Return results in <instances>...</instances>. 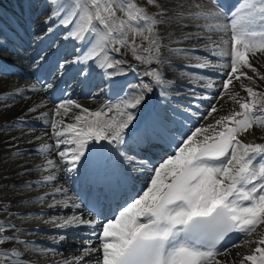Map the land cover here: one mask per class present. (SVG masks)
<instances>
[{"label":"snow or ice","instance_id":"6c2138e0","mask_svg":"<svg viewBox=\"0 0 264 264\" xmlns=\"http://www.w3.org/2000/svg\"><path fill=\"white\" fill-rule=\"evenodd\" d=\"M45 3L50 12L45 23L56 19L68 29L64 40L83 46L71 58L50 64L40 55L33 61V66L48 65L49 77L32 90L59 93L53 108L35 118L54 140L35 150L45 157L36 168L48 172L44 183L56 182L47 193L52 198L47 207L72 210L52 216V223L76 230L81 244L79 255L60 264H264V143L241 139L258 122L264 127V92L244 83L264 81V72L252 62L264 56V0H238L231 10L221 0H190L174 15L165 0H146L157 9L156 16L138 0ZM166 17L180 26L173 43L194 42L192 48L170 52L202 70L182 73L190 84L184 93L176 91L175 79L162 69L167 45L160 29ZM46 31L52 33L53 27ZM6 43L0 37V47ZM126 54L154 66L140 72L123 58ZM73 69L89 98L110 92L113 97L95 110L84 107L56 84ZM128 71L137 75L136 82L117 79ZM234 82L247 99L230 91ZM177 95L191 99L181 104ZM226 95L240 110L189 127L201 118L203 101H213L203 113L209 116ZM142 106L144 116L138 119ZM70 113L71 122H66ZM20 122L25 123L23 117ZM60 173L66 181L77 178L74 183L87 188V196L76 198L59 185ZM0 211L10 215L7 205ZM21 231L0 218V264H33L29 253L56 251L21 239ZM67 234L52 240L64 241ZM254 234L258 238L249 239ZM252 243L251 254L232 256V248Z\"/></svg>","mask_w":264,"mask_h":264},{"label":"bare ground","instance_id":"6f19581e","mask_svg":"<svg viewBox=\"0 0 264 264\" xmlns=\"http://www.w3.org/2000/svg\"><path fill=\"white\" fill-rule=\"evenodd\" d=\"M37 1H38V5L33 6V8H36V11L35 10L34 11L37 12V15H38V20H36V24H35L36 30L33 33L35 35V39L31 41L30 46L28 47V50L30 52L27 56V59L22 61L17 58H13L14 62H8L7 60H5L6 58L4 56L0 55V71L9 74L8 76H3V77L0 76V120L8 118L10 116L12 117L17 116L16 119H18L17 122L19 123H21L20 118L23 117L25 119V122L31 121V124L32 122H34L35 124H38V125L42 124L44 126L43 129L36 128V126L32 127L33 131L23 132V130H21L20 133H23L22 135L26 137L25 139L21 138L19 140L10 141V139L8 138L2 143H0V146L6 145L5 147H3L2 150H6V151L21 150L22 153L24 154L28 153L30 150L35 151L43 143H54V140L50 139V130L47 129V126L42 121L35 119L43 111L49 112V110L53 108L54 103H52L51 91H48V92L43 91L42 95L39 94L41 93V91H39L37 95L32 93L31 97H28V94L33 92L32 90L33 85H35L37 89L41 88V81H39L36 75L38 71L35 70V68L39 69L40 66L39 64L37 66H33V61L38 57V55L41 52H43L44 48L48 46L50 41L53 39V36H55L56 33H58L61 26L60 24L56 22V19H52L47 24L45 23V20L50 15V12L47 13V11H49V8L47 4H44L42 0H36V2ZM184 1H187L186 3H190V0H182V4L184 3ZM39 11H41L40 14H39ZM44 17L46 18L44 19ZM50 24H53V29L55 33L52 36L47 37L45 28L49 27ZM61 30H63V28ZM65 31H68V29L65 28ZM63 37L64 35L61 38L62 41H60L61 45L57 49L53 48L52 50H50L48 54L45 55L47 56L48 60L51 58L53 59L54 57H55L54 61L63 59V58H71L72 55L70 54H73V56H76L78 54L76 49L83 47L82 45L77 44L75 41L71 39L64 40ZM29 39H31V37ZM29 39L26 41L25 47L29 45V42H30ZM125 56L127 57V60H129L128 56L130 55L126 54ZM54 61L51 63H54ZM252 62L254 66L258 68L260 72H264V56L253 57ZM131 65L135 66L138 71H142L141 67H139V64H137L136 62L131 61ZM6 66L8 70L6 69ZM74 72L75 70L73 69L72 71L69 72V74H73ZM249 74L251 75V73ZM130 75H132L131 71L117 78L123 79L126 76H130ZM13 76H18L20 77V79H17ZM23 77H29V79L26 82H22L21 80ZM47 77H49V75H46L44 80H46ZM7 78H11V79H7ZM33 79H36V81H33ZM135 80H137V76ZM244 83L247 84L248 86L253 87L254 90L261 88L264 91V81H260L259 79H256L255 84H252L249 81H244ZM64 85H66L69 88L68 91H70L71 93H75V96L72 98L76 99L84 107H87L92 110H95L101 107L106 101L112 98L110 93L108 95H105L104 93H99V95L95 99L90 98V100L83 102L82 100H86V98L88 97V94L85 90L81 89L78 86L77 80L64 82ZM180 93H183V92H180ZM12 94H15V95H12ZM23 97L25 98L23 99ZM175 99L179 101V100H182V97L181 95H177ZM233 105H234V102L229 100L227 97H225L223 100H219L218 102H216L217 109L220 110L218 114H220L221 111H223L224 109L229 110V109L234 108ZM31 108H36L38 113L36 115H31L33 113L29 111V109ZM78 112H79L78 109H73V113H78ZM71 117H72V113L69 114V117L65 118L66 122H71ZM140 117H141V112H140V115L138 116V119ZM261 120H264V116L261 117ZM192 121L193 122L189 124V127L195 126L198 120L193 119ZM21 124H24V123H21ZM37 137H41V139L37 140L36 139ZM241 137L244 138L246 143H264V127H260L259 122H258L256 125L253 126V129H251L249 132L244 133L243 136ZM51 156L53 157V159H57V157H55L54 155H51ZM44 163H45V159L43 160L42 163L40 162L38 165L43 166ZM10 168H12V166L11 167L7 166V168L0 166V169L2 170V174L8 175V176H4V179L2 180L0 179V183L1 181L4 180L10 184V179H11L10 177L14 175V172H16L14 170L20 167L12 169V170H10ZM31 168H36V166H32ZM26 172L28 173L29 170H23L20 172H16L15 174L21 176L25 174ZM47 175H48L47 171L46 173L42 171L41 174L39 173L38 180L45 179ZM62 176H63L62 173L58 174V182L59 183L61 182V185H63L64 187L69 188L71 190V194L74 195L76 198H79L78 196H76V191H74V189L72 188V183L75 181L76 178H73V180L71 181H66L62 178ZM25 178L26 176L25 177L23 176L21 177V180ZM30 181L33 183V181H37V179L30 180ZM30 181L25 179L24 182H30ZM55 183L56 182H53L52 184H50L51 186H45L44 188H42L43 185H41L42 186L41 189H35V190L29 189V191L25 194H15V195L12 194V197H10V199H13V201H10L9 204H7V200L9 199L8 193L5 195L7 196V198L0 199V209H3L7 205L9 209V213H10V215L5 216L4 212L0 211V218L11 220L13 223H15L18 228L24 231V237H28L26 238V240H29V241L39 240V241L45 242L47 245L48 244L50 245L51 243L59 245L58 246L59 250H56L57 253H53L49 256H44L43 254H41L39 255L38 258H32L33 264H60V262L63 261L64 259L73 257L72 255H68L66 253V250L68 249V247H70L69 243H63V241L54 243L52 238H49V236L45 237V235H48L52 232L57 233L56 235L63 234L65 232L64 229H59L55 227L54 224L51 223L50 220L47 218L44 219V217L42 218L39 217L37 218V222H34V219H32L31 215H25V212L27 211H32V212L36 211L35 213L43 211L47 213L49 211H54L56 209H58V211H61L63 209L61 207H57L56 209H49L47 207L48 203L46 202H44L45 205L33 206L32 204H30V202L39 200V198L41 197L39 192H43L44 194L50 193L52 191V187L56 186L54 185ZM39 184H44V182L40 181ZM33 185L35 184L33 183ZM41 195L43 196V194ZM57 197H60V196H57ZM11 211L13 213L19 212V215L27 222L24 221L25 224L24 222H17L18 215L15 216L11 214L12 213ZM19 223L24 224V226L19 225ZM66 231L68 232L69 236H71L73 233H75L76 230L68 229ZM258 232H259V229H258ZM39 233H44L45 235L43 236L42 234H39ZM21 235L22 234L20 233V236ZM257 238L258 237L254 234V236L249 239H257ZM78 244L79 246H81L80 241L78 242ZM253 245L256 246V244H253ZM247 246L239 247V248H232L231 250L232 256L235 257L236 253H241L242 255L249 254ZM62 250H64L63 253L61 252ZM237 264H238V261H237Z\"/></svg>","mask_w":264,"mask_h":264},{"label":"rangeland","instance_id":"374dc122","mask_svg":"<svg viewBox=\"0 0 264 264\" xmlns=\"http://www.w3.org/2000/svg\"><path fill=\"white\" fill-rule=\"evenodd\" d=\"M42 1L44 2V4H46L45 3V0H42ZM6 2H7L6 4L11 5V6L6 5V7L4 9L0 10V37H2L3 39H5L8 43L15 44L18 40L15 39L12 36V34H11V29H13V28L10 27L9 20H8V18H10V17L8 16V13L15 14L17 16V18H20L21 17V20L25 17V19L27 21V25L26 26H29L30 23H31V26L30 27H31V29H33V32H27V31L24 32V35L26 36V41L31 37V39H29L30 40L29 45L27 46V47H29L31 41L35 39V35L33 33L36 30V27H35L36 20L35 21H33V20H34V17H35V19H38L37 18L38 15H37V12H35L36 11V8H33V5H36L37 6L38 5V1L36 2V0H6ZM59 2H62V0H59ZM186 2L187 1H184L185 4L184 3L182 4V0H165V3L168 4V6H169L168 7V11L172 15H174L178 10H181L180 9V5H184V7H188L190 3H186ZM15 3H17V6H19L21 8V10L20 9L18 10L17 7H15V5H16ZM138 3L141 6H145L147 8V11L149 12V14L152 13L151 15H153V16H156L157 15V9H154L151 6H148L147 3H146V0H138ZM172 5H175V7H172ZM19 12L21 14H19ZM40 13H41V11H39V14ZM33 14H35V15H33ZM45 18L46 17H44V19ZM166 20H168V22L164 25L163 28L160 29V33H161V35L163 37V42H164V44L167 45V47H165L162 50V59L165 60V63L162 66V69L163 70H166L167 71V74H169L171 78H174L175 79V81H176L175 88H183L182 86L178 85L179 82L177 81L178 79L179 80L180 79H183V80L188 81V78L182 75L183 72H201L202 70L190 68V67H188L189 64L188 65H183V66H180V67L170 66V64L168 62L169 59H174V58H178V59H182V60H186V59H184L182 56H176L175 54H173L172 52H170L169 49L174 48V47H187L186 46L187 44H193L194 42L193 43H185V44L173 43V40H175V39L178 38V34L180 32V26L177 25L176 24V21L173 20V19H171L170 17H166ZM1 22L4 25H8L9 27L7 29H4L3 28V25L1 24ZM33 23H34V25H33ZM62 28H63V30H65V28L61 26L60 29H59V31ZM185 30L188 31V30H192V29H191V27H189L188 29H185ZM169 33L172 34L171 38L169 37ZM26 41H25V43H26ZM25 43H24V47H25ZM9 47L10 46H8V48ZM4 50L9 51L7 49H1L0 48V52H3ZM23 50H24L23 48H19V50L18 51H15L13 54L17 58L18 57L17 55H23V54H25L23 52ZM122 52H123V50H122ZM129 55L130 56H128V58H129L128 61L130 63H131V61L132 62H136L137 64H139V67L143 68V64H141L140 62L138 63L137 61H135V59L131 56V54H129ZM27 56H26L25 60L27 59ZM4 57L7 59L8 62H14V59L12 58V55L11 54L9 56H4ZM125 57L126 56L124 55L123 58L126 59L127 57L126 58ZM187 61H189V60H187ZM166 62H168V63H166ZM191 62H194V61H191ZM124 67L127 68L126 66H124ZM144 67H148V66L147 65H144ZM6 69L8 70L7 66H6ZM209 75L212 76L213 73H209ZM16 77H18V76H16ZM7 79H11V78H7ZM17 79H20V77H18ZM237 84H239V82ZM189 87H190V84H189V86H187V88H189ZM231 87H232V90H231ZM184 88H186V87H184ZM185 91L186 90H182L180 92H183L184 93ZM230 91L239 92L240 98L241 99L244 98L243 92H242L243 95L240 93L241 89L238 88V87H236V82H234V84L232 86H230ZM29 94H32V92L29 93ZM225 97H227L230 100V98L227 95ZM182 98L185 99L184 96ZM188 99H191V98L189 97V98L185 99V102H181V100L179 102L181 104H184V103H187V100ZM82 101L83 102H86L87 100H82ZM208 102H210V101H206V102L203 101L202 102V107L203 108L200 109L202 112L204 110L207 111L206 109L210 105V104H208ZM233 106H234V108L229 109V110L228 109H224L223 111H221L220 114H218L219 113L218 111H220V110H218L217 111L218 113L217 112H216L217 114L216 113H213V116L212 117H210V115H209L207 117V122L208 123L207 122L206 123L207 124H212V123H214L215 119L219 118L220 116L225 115V114H229L233 110H237L238 111V106L239 105L236 104V103H234ZM14 118L15 117L10 116L8 118L1 119L0 120V124H3V125H0V129L3 130V131L0 130L1 131L0 132V143H2L3 141H5L8 138L10 139V141L19 140L21 138H24L25 139L26 137L24 135H22L23 133H20L21 130H23V132L33 131L32 128L24 127V125L19 129V127L17 126V120L18 119H15V122L16 123H15V125H13L14 124V122H13V119ZM19 125H22V124L19 123ZM39 131H41V130H39ZM5 146L6 145L0 146V166L1 167L3 166L5 168H7V166L8 167L9 166L10 167L12 166V168H10V170L20 167V168L14 170L16 172H20V171H23V170H29L28 174L25 173V174L21 175L20 177H23V176L25 177L26 176V178H25L26 180H29L30 181V180L37 179V181H33V183L35 184V185H33V183L31 181L30 182H24L25 179H22L21 180V178H18L17 175H14V178H13L14 180H12V182H10V184L7 183V182H5V181L4 182L1 181V183H0V197L2 199H5L4 196L7 193H8V195H12V194H14V195L15 194H25V193H27L29 191V189L30 190L41 189V187H42L41 185H43L42 188H44L45 186H51V185H47L48 183L39 184L40 181L41 182L42 181L43 182L45 181V179L38 180L39 173L41 174L42 171H39L38 172L37 168H31L32 166H37L40 162L42 163L43 160L45 159V157L39 156L40 158L39 157L38 158H32V155L35 154V153H33V152H35L34 150H30L28 153H25V154L22 153V155L17 156L14 152H7L6 150H2L3 147H5ZM16 172H14V174ZM2 175L8 176L7 174L6 175L5 174H2V170L0 169V179L1 180L4 179V176L2 178ZM28 184L33 185V187H26L25 185H28ZM58 184L61 185V182L60 183L58 182ZM36 185H37V187H36ZM54 185H56V183ZM39 194H40V196H42L41 194H43V196L45 197V199L46 198H51V196H48L47 194H44L43 192H39ZM57 198L60 199L59 197H57ZM36 201H39V200H36ZM9 203L10 202L7 201V204H9ZM30 204H32L33 206H36V205H45L44 202L43 203H41V202H36V203L35 202H30ZM15 215L17 216V214H15ZM18 216H20V215H18ZM42 217H44V219L45 218L48 219V217L46 215H42ZM42 217H40V218H42ZM20 219L21 220L20 221H17V222H24L25 221L21 216H20ZM25 222H27V221H25ZM25 222H24V224H25ZM34 222H37V218L34 219ZM24 224L19 223V225H21V226H24ZM62 232H64V231H62ZM53 233H55V232H52V233H50L48 235H45L44 233H39V234H42L43 236L45 235V237H48L49 236V238L58 237L60 235V234L55 235L57 233H55V234H53ZM21 234H22L20 236L21 239H25L26 240V238H28V237H24V231H21ZM67 235H69V234H67ZM30 242H33L37 246H40V247L42 246L41 243H40L42 241H39V240L35 241V240H33V241H30ZM44 244L47 245L46 243H44ZM44 244H43V246H45ZM253 244L254 243L249 244L247 246L249 254H251L252 253L251 251H253L254 248L256 247ZM47 246L48 247H54V248L58 249V246L59 245L58 244L51 243L50 245L48 244ZM61 252L63 253L64 250H62ZM53 253H55V252L54 251H52L51 253L50 252H45V253H42V254L44 256H49V255H51ZM56 253H57V251H56ZM66 253H67V250H66ZM29 255L32 258H38L39 255H41V254L29 253Z\"/></svg>","mask_w":264,"mask_h":264}]
</instances>
